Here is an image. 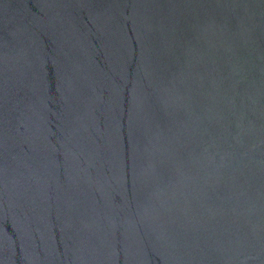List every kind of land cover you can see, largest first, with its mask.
<instances>
[{"label":"water","instance_id":"water-1","mask_svg":"<svg viewBox=\"0 0 264 264\" xmlns=\"http://www.w3.org/2000/svg\"><path fill=\"white\" fill-rule=\"evenodd\" d=\"M0 264H264V0H0Z\"/></svg>","mask_w":264,"mask_h":264}]
</instances>
